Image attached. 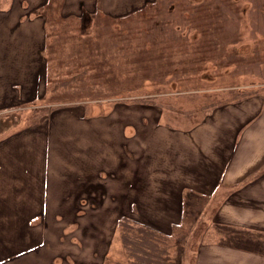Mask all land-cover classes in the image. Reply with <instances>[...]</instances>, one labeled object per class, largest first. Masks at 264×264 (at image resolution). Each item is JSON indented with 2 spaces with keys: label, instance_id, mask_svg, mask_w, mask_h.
I'll use <instances>...</instances> for the list:
<instances>
[{
  "label": "rangeland",
  "instance_id": "obj_1",
  "mask_svg": "<svg viewBox=\"0 0 264 264\" xmlns=\"http://www.w3.org/2000/svg\"><path fill=\"white\" fill-rule=\"evenodd\" d=\"M81 1L84 2L82 11L78 8ZM203 1L0 0L1 6L7 3L6 7L12 4L27 8L22 13L23 20L40 17L39 21L23 22L26 27L23 26L22 32L21 28L17 32L7 29L5 35L0 30V102L20 119L24 118L25 127L39 125L34 127L36 131L28 130L24 143L12 146L11 185L16 202L10 207L11 216L27 217L36 213L45 193L53 198L48 204L53 212L59 205L56 201L64 200V185L70 179L68 173L75 170L81 174L88 165L82 157L89 133L96 144L103 143L106 150L119 151L123 127L126 133L131 131L128 146L136 151L143 170L140 177L149 184L150 196L143 197L151 203L147 207L154 208L157 204L153 200L157 201L164 192L156 191L157 187L152 185L154 173L147 177L144 171L148 153L162 148L157 132L167 127L192 129L208 121L212 108L264 97V5L257 13L251 9L254 0L252 4L250 0H232L235 5L232 11H237V15L219 21L216 27L223 32L222 36L213 38L215 48L217 43L229 41L227 51L222 54L220 48L207 51L198 31L190 32L188 24L183 22V36L175 38L181 33L176 30L180 28L176 25L179 19L174 18L178 11H192ZM172 5L180 9L172 10ZM32 36L37 38L38 45L44 41L43 61L39 51L33 49L36 45L30 43ZM194 47L200 52L194 53ZM200 61L205 63L200 65ZM15 95L18 101L13 98ZM131 166H123V170L128 171ZM49 170L52 185L46 190ZM129 175H122L123 182H127L123 188L129 184L126 180ZM114 177L113 173L110 178L106 177V184L112 189ZM137 191L144 194L141 189ZM133 193L137 195L136 190ZM119 202L111 206L110 195L107 196L100 213L90 212L88 203L87 209L84 208L87 215L75 214L71 201H66L63 208H70L79 220L75 218L74 223L68 216L54 224L50 217L51 229L43 227L49 244L38 256L22 259L21 263L38 264L34 262L41 257L50 259L52 255L59 257L60 264L127 263L129 254L120 240L118 230L121 229H117L125 200ZM163 208L158 206L161 211L170 210ZM168 223L166 220L154 226L167 232ZM4 224V231L0 230L3 232L0 259L6 258L10 251L40 240L41 228L26 230L24 237L19 238L15 221ZM35 224L38 228L41 225ZM207 227L204 219H188L176 228L181 233L185 229L189 231L179 242L173 236H159L160 242L155 239L154 243L136 242L140 247L158 245L162 250L168 249L174 264H193ZM84 229L86 233L82 237ZM63 232L65 243L61 237Z\"/></svg>",
  "mask_w": 264,
  "mask_h": 264
},
{
  "label": "crops",
  "instance_id": "obj_2",
  "mask_svg": "<svg viewBox=\"0 0 264 264\" xmlns=\"http://www.w3.org/2000/svg\"><path fill=\"white\" fill-rule=\"evenodd\" d=\"M6 4L3 6L0 4V30L4 34L7 29H14L17 32L21 28L22 32V28L26 27L22 25L23 22L32 23L40 19L34 17L29 21L28 18L23 20L22 13L27 8L12 4L6 7ZM30 39V43L36 45L33 49L39 51L40 59L42 58L43 61L42 43L36 44L37 38L33 36ZM39 40L41 41V38ZM17 96L12 97L18 101ZM2 105L1 101L0 230L4 231V222L10 224L11 221H15L20 238L24 237L26 230L41 228L40 240L38 239L36 244L30 243L27 247L10 251L6 258L0 259V264H14L13 255L41 246L45 238L43 225H39V228L36 225L30 226L28 221L46 211L53 198L45 193L44 198L39 202L41 208L31 216L24 217L20 214L11 216L10 207L16 202L15 189L11 185L12 173H14L11 166L12 146L24 143L28 130L36 131L37 128L34 127L39 125L34 126V130L32 127H25L27 121L24 118L20 119L10 111L11 108ZM209 116L208 121L205 120L192 129L167 127L157 132L156 136L161 140L162 148L154 153L152 151L148 153L144 171L147 177L154 173L152 185L157 187L156 191L164 192L162 197H165V200L161 201V196L157 201L153 200L157 204L154 208L147 207L151 203L143 197L150 196L149 184L139 176L143 170L139 167L137 157L134 155L135 163L132 165L133 161H131L130 170L124 171L123 150H106L103 143L94 142L90 133L87 136L89 138H85L88 143L82 157L83 163L88 165L84 166L82 171L78 170L81 174L75 170H72L76 172L75 174L71 171L68 173L70 179L64 185V190L75 189L74 183L82 182L86 188L98 189V199L102 197L101 193L102 195L105 193L103 199L106 202L107 192L100 189L111 188L106 184L108 177L106 174L113 173L116 180L115 191L118 189L120 192L128 191L131 203L138 204L139 221H146L154 226L155 223L168 220L167 232L163 229L161 231L176 238V242L189 234L187 229L183 230L184 233L177 231L176 228L181 226L182 221L204 219L208 222V227L198 244L193 264H264V97L259 96L258 99L212 108ZM99 140L103 141L100 137ZM149 156L153 157V162ZM134 165L137 166L133 167ZM108 166L111 168L108 169ZM123 173L130 174L126 179L129 184L124 188L123 185L127 182H123ZM57 174L59 175L58 172ZM50 175L49 170L48 182H46L49 184L46 190L52 185ZM139 189L144 194L138 193ZM135 190L137 195L133 193ZM18 200L20 205V196ZM143 200H147L146 203H142ZM56 202L59 203V200ZM159 205L164 207L163 209L168 207L171 212L170 210L168 212V209L159 210ZM0 234L3 235V232ZM178 246L181 245L175 247ZM40 252L42 251L28 257L35 258ZM22 258L27 260V256ZM41 258L36 263L60 264L54 259L57 258L54 255L50 256L51 259ZM85 258L87 259L86 256ZM95 263L99 264L98 261Z\"/></svg>",
  "mask_w": 264,
  "mask_h": 264
},
{
  "label": "trees",
  "instance_id": "obj_3",
  "mask_svg": "<svg viewBox=\"0 0 264 264\" xmlns=\"http://www.w3.org/2000/svg\"><path fill=\"white\" fill-rule=\"evenodd\" d=\"M97 1V0H96ZM48 2V1H47ZM251 2V0H250ZM83 1H81L79 3V10L82 11V7H83ZM254 5L252 4V10L254 12L260 13V9L262 8V6L264 5V0H254ZM166 4H170V3H166ZM172 10L177 9L180 7L179 6H174L172 5ZM171 9V8H170ZM232 9H235V5H234V1L232 0H205L202 3L197 4L196 8H193L192 11L187 10V9H180L178 11V14L176 17V19H179V21L177 22L176 25H178L180 28L176 29L177 31H181L179 35V37H175L176 39H180L183 36V28L181 26V22H183V24L185 23V25H187V27L190 30H195L198 31V35L201 39H203L204 44L207 45L208 50L207 51H213V50H218L219 48L221 49L222 54L225 53L226 45L229 44L228 42H219L217 43L218 46L215 48V43H213V38L216 36H222L221 34L223 33L222 31H218L216 25L219 21H222L224 19H228V16H236L237 11H232ZM170 10V12L172 11ZM245 11H247V8L244 9ZM85 11V10H84ZM244 11V12H245ZM187 13V14H185ZM260 16V14H258ZM171 17V15H170ZM262 17V15H261ZM167 19V18H166ZM221 23V22H219ZM261 27V26H259ZM263 28H264V24H263ZM164 29L162 30L163 33ZM174 29H173V34H174ZM171 32V34H172ZM193 32V31H190ZM176 35V33H175ZM196 35V34H195ZM236 35H234L233 37H235ZM202 42V41H201ZM44 44V41L42 42ZM43 44L41 46H43ZM122 44V43H121ZM128 43L124 44L127 45ZM123 45V44H122ZM42 48V47H41ZM44 48V46H43ZM42 50V49H41ZM194 53H199L200 50H198L194 47ZM211 51V52H212ZM205 52V51H204ZM231 59V58H230ZM227 60V59H226ZM198 63V62H197ZM196 63V64H197ZM200 65L205 63L204 61H200L199 62ZM46 74H43V77H45ZM89 117H86V119H88ZM131 133V131H128V133H126V127H123V131L120 133L121 136V140L120 144H119V148H121V150H123V165L124 166H131L130 163L131 161H133L135 159V156L137 155L136 151H133L130 149V145L128 146V140L132 139V136L129 134ZM102 135H99V137L101 138ZM135 155V156H134ZM111 173H107L106 175L108 177H110ZM139 176H141V172L139 174ZM117 177H119V174H117ZM74 188L75 189H66L64 190V200L66 201H73V203H70V205L74 206L75 208V214H79L82 212H85V214L88 215L87 210H84L85 207H87L86 205L89 203L88 206V210H90V212H96V213H100L101 208L103 207L102 204L105 203L103 197H105V193H101V198L98 199L97 197V192L98 189H92V188H86L85 185L82 182H76L74 183ZM101 191H105L107 192V196L110 195L111 198V206L116 205V204H120V200H125L124 205L122 206V211H121V216L120 218L117 220V229H121L118 230V232L121 233L120 235V240L121 243L123 244L125 250L128 252L129 254V259L128 262L125 264H174V262H172V260L170 259L169 256V250L167 249H161L159 248L158 245H154V248H151L150 246H142L140 247V245H138L136 241H147L149 240L150 242L154 243L155 239L159 240V236H164V237H169L168 234L163 233L160 229H157V227L148 224V222L146 221H142L138 219L139 217V210H138V204L133 202L131 203V197H130V193L129 194H124L123 191H115L114 189L110 188L108 190L100 189ZM95 194V196H93ZM72 197V198H71ZM64 200H59V205L58 207L55 206V208L53 209V212L51 211V208L49 209L47 206V210L44 211L42 214H39L37 216H35L34 218H32L30 221H28V225L30 226H35V222L36 223H40L41 225H43V227L46 229H51V224L49 223V218L51 217L52 223H56L57 220L59 221L60 219L65 220L66 217H71V219L73 220V222L75 223V218H78L79 220V216L77 215H73L72 214V210L70 208H63L64 205L66 204V201ZM103 201V202H101ZM118 201V203H117ZM60 209L65 210L64 212H61ZM87 209V208H85ZM113 214L115 213V210H112ZM65 214V215H63ZM105 214V213H104ZM92 223V222H90ZM88 225H92V224H88ZM87 226V225H86ZM93 226V225H92ZM91 227V226H90ZM95 227V225H94ZM93 227V228H94ZM128 227H131L130 231H128ZM136 228V229H134ZM86 229H84V232L81 233L82 237L84 236V233H86L85 231ZM131 232H134L133 234H129ZM145 235V236H144ZM55 236H57V238H59V236L57 234H55ZM62 239H63V243L66 242L65 240V235L64 232L62 233ZM148 238V239H147ZM84 242V241H82ZM135 242V243H132ZM48 240L46 238H44V240L42 241L41 246H35V248L28 250L27 252H22L20 254H16L12 256L13 262L14 264H22L20 263V261L23 259L22 257L25 256H30V255H35L36 253H38L39 251H41L42 249L46 248V246L48 245ZM77 244V243H76ZM82 243H80L81 245ZM145 245L147 244V242L144 243ZM79 245V246H80ZM85 245V243L83 244ZM40 247V248H37ZM82 247V246H81ZM42 248V249H41ZM41 249V250H40ZM33 258V257H31ZM51 259V258H50ZM54 259H59L58 258H54ZM66 260V258H64ZM64 259H62L64 261ZM98 260V258H97ZM36 263V261L34 262ZM50 264V263H47Z\"/></svg>",
  "mask_w": 264,
  "mask_h": 264
}]
</instances>
